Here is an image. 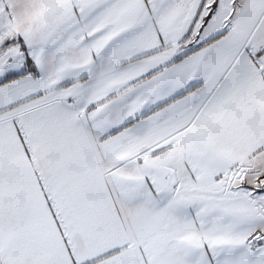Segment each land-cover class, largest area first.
<instances>
[{"label": "snow or ice", "instance_id": "snow-or-ice-1", "mask_svg": "<svg viewBox=\"0 0 264 264\" xmlns=\"http://www.w3.org/2000/svg\"><path fill=\"white\" fill-rule=\"evenodd\" d=\"M0 264H264V0H0Z\"/></svg>", "mask_w": 264, "mask_h": 264}]
</instances>
